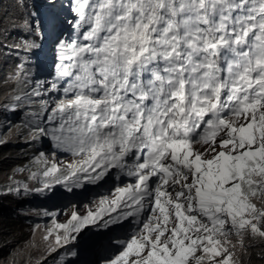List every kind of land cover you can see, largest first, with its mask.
Listing matches in <instances>:
<instances>
[{
  "label": "snow or ice",
  "instance_id": "1",
  "mask_svg": "<svg viewBox=\"0 0 264 264\" xmlns=\"http://www.w3.org/2000/svg\"><path fill=\"white\" fill-rule=\"evenodd\" d=\"M14 3L18 14L0 9V49L25 58L0 113L22 119L0 121V146L17 129L74 159L40 151L15 170L35 185L13 176L0 195L113 184L66 222L36 212L52 218L38 264H77L82 245L95 264L264 261V0H60L78 36L57 41L51 83L31 67L57 16Z\"/></svg>",
  "mask_w": 264,
  "mask_h": 264
},
{
  "label": "trees",
  "instance_id": "2",
  "mask_svg": "<svg viewBox=\"0 0 264 264\" xmlns=\"http://www.w3.org/2000/svg\"><path fill=\"white\" fill-rule=\"evenodd\" d=\"M29 8H32L33 3H28ZM0 9L3 10L2 14L12 15L18 14L16 5L14 0H0ZM15 35H20L19 33ZM14 51H6L0 49V100H3L2 93L8 94V90L10 89L9 93L13 91L12 85L14 81L6 80V77L9 73V70L13 68L16 63L17 59L15 57ZM33 65L35 66L36 57L33 58ZM11 113V112H9ZM5 113H0L2 116ZM22 119V117H21ZM21 119L19 124L21 123ZM40 146L38 144H30L29 148L23 150L12 147V143L5 144L0 146V168L1 169H12L16 165L24 166H31L30 161L32 160L33 156L36 155ZM2 184V183H1ZM9 185L10 182H7ZM11 195H1L0 197V205L5 203H10ZM3 206H0V255H4L3 258L10 254V251L7 252L6 250L9 249L10 245L6 247L3 246V242L7 241L8 239H14L17 241V244H20L25 241H29L28 236V227L26 226L23 228V222L26 220V216L17 215L15 213H11L9 210H6ZM29 225V224H27ZM27 229V230H26ZM10 232V233H8ZM4 237H8L7 239H3ZM246 264H264V261H261L259 256H253L249 259L247 258Z\"/></svg>",
  "mask_w": 264,
  "mask_h": 264
},
{
  "label": "clouds",
  "instance_id": "3",
  "mask_svg": "<svg viewBox=\"0 0 264 264\" xmlns=\"http://www.w3.org/2000/svg\"><path fill=\"white\" fill-rule=\"evenodd\" d=\"M27 2L33 3L32 8L35 7L36 9H41L42 7H45V4L41 3L40 0H27ZM10 70H9V72H10ZM6 80L12 81L9 78V73L6 77ZM9 91H10V89L8 90L7 93H9ZM4 95H6V93H4V94L2 93L1 97ZM5 116H7V118H9V117L12 118L11 120H14V124L19 125V122L21 119L20 114L5 113L2 116H0V121H3L5 119ZM33 144H38L40 146V149L38 150V152H40V151L45 152L46 151L45 144L42 141L34 142ZM29 146H30V144L25 143L24 141L21 143H15V142L12 143V147L13 148H17V147L19 148L20 147L19 150L20 149L25 150V149L29 148ZM20 167H22V166L16 165L12 169H10L9 177L3 178L1 180L2 184L0 186V191L4 190L8 186L7 182H10V184H11L10 177H13V176L16 177V175H19L21 177V181H27L30 185H34L36 183L35 181H28L27 180V173L21 174V173H18L15 171L16 169H18ZM10 195L12 197L11 198L12 202L1 204L0 206L7 208L6 210H9L11 213L26 216L25 222L22 223L23 228H25L26 225L29 224L30 229L33 230L32 236L30 237L29 242L24 245V249H25V251L23 253L24 256L23 255L16 256L15 261L17 262V264H38V261L41 260L43 258V256L45 255V248H46V241L43 240L44 232L42 229H43V227L49 225V223L45 222V220L41 221L42 215L36 214L38 194L21 195V196H16L14 194H10ZM0 197H1V195H0ZM37 224L41 225V230L35 229V225H37ZM233 240L235 241V237H233ZM245 242L249 243V241L247 239L245 240ZM32 250L36 251V253L34 255L31 254ZM11 254L12 253L10 252V254L8 256H10ZM238 255H240L239 251H238ZM5 258H3V260ZM240 258L242 259L243 264H246L247 258L243 257L242 255H240ZM0 260H2V258ZM51 260H52V258L49 257L47 264H51L52 263Z\"/></svg>",
  "mask_w": 264,
  "mask_h": 264
},
{
  "label": "rangeland",
  "instance_id": "4",
  "mask_svg": "<svg viewBox=\"0 0 264 264\" xmlns=\"http://www.w3.org/2000/svg\"><path fill=\"white\" fill-rule=\"evenodd\" d=\"M47 1L48 0H40V2L41 3H43V4H46L47 3ZM52 38H53V40H55V42H57V40H56V36H52ZM53 64L54 65H56V61H54L53 62ZM12 73H13V69H11L10 70V73H9V78L11 79V76H12ZM8 119H12V118H8ZM13 123H14V120H11ZM10 139H11V142L10 143H13V142H15V143H21V142H23V138L21 137V135H19V132H18V130L17 129H13V132H12V134H11V137H10ZM10 143H7V144H10ZM20 148V147H19ZM18 148V149H19ZM9 173H10V169L8 168V169H1L0 168V186H1V180L3 179V178H7V177H9ZM88 188V187H87ZM85 190V189H84ZM28 228V236H32V232H33V230L32 229H30V226L29 225H26ZM23 227V226H22ZM8 233H10V232H8ZM30 237H29V239H30ZM8 237H4L3 239H7ZM29 241H25V242H22V243H20V244H17V241L16 240H14V239H8L7 241H5V242H3L2 244H3V246L4 247H6L7 248V246H9L10 245V247H9V249L8 250H6L7 252H11L12 254L10 255V256H7L4 260L2 259V260H0V264H9V262L10 261H12V260H16L15 258H16V256H21V255H23L24 256V251H25V249H24V245L25 244H27ZM36 253V251L35 250H32V252H31V254L32 255H34ZM2 257H4V255H2ZM1 257V255H0V259L2 258ZM18 261V260H17ZM15 264H17V262L15 261Z\"/></svg>",
  "mask_w": 264,
  "mask_h": 264
},
{
  "label": "bare ground",
  "instance_id": "5",
  "mask_svg": "<svg viewBox=\"0 0 264 264\" xmlns=\"http://www.w3.org/2000/svg\"><path fill=\"white\" fill-rule=\"evenodd\" d=\"M43 64H44V62L43 61H40V59L35 62V66L37 68H40ZM37 73H38L39 76H42V73L40 71H38ZM95 261H96V259H95Z\"/></svg>",
  "mask_w": 264,
  "mask_h": 264
}]
</instances>
